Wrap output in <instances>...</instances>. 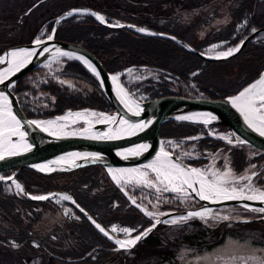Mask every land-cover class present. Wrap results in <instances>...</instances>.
Segmentation results:
<instances>
[{
	"label": "trees",
	"instance_id": "obj_1",
	"mask_svg": "<svg viewBox=\"0 0 264 264\" xmlns=\"http://www.w3.org/2000/svg\"><path fill=\"white\" fill-rule=\"evenodd\" d=\"M87 1L76 0V5L88 6ZM257 2L259 0H238L231 10L236 19L201 38L197 36L196 29L200 23L205 22L207 15L204 13L182 20L176 15L155 14L147 17H131L115 9L106 11L94 9L104 13L108 21L118 19L139 27L151 28L156 32L171 34L194 48L206 52V45L209 43L225 40L221 46L234 47L253 29L264 26V9L258 7ZM61 11L55 9V14L49 17L45 24L44 35L51 31L54 17ZM243 15L247 16L245 27L242 31L235 32L232 27H236L237 20ZM55 38L79 43L91 50L108 72H117L130 65L151 71L152 74L144 75L131 83L121 78L127 84L129 91L143 95L145 99L170 94L223 97L237 92L264 68V33L256 35L236 54L225 60L204 59L170 38L143 34L128 28H109L89 13L71 14L63 18L59 22ZM62 62L54 74L73 79L76 81L73 85L75 87L58 81L54 78V74L51 75L42 67L29 71L12 85L11 89L17 95L26 116L48 117L61 114L67 109L84 107L102 112L114 109L102 91L97 77L89 69L74 58H63ZM35 71H41L45 76L44 81L38 85L28 81L29 75ZM219 127L227 128L225 125H219ZM203 131V123L186 120L172 119L159 126L161 137L176 140ZM185 143L193 145L197 153V157L187 159L193 165H202L207 156H214L218 157V162L228 161L234 172L240 174L248 165L253 164L252 168L255 171L258 170L254 182L264 189V151L248 144L229 145L220 139L207 136L187 140ZM16 169L17 167L4 170L1 174L8 175ZM16 177L31 194L69 192L81 207L109 230L111 225L118 224L133 227L134 233H138L152 222L130 202L128 196L111 180L101 165H89L72 171L49 174L22 167L17 169ZM134 191L139 193L140 190ZM149 192L152 193L148 190L146 195L149 198L153 197ZM163 194L166 197L161 196L160 210L182 208L176 200L169 199V193ZM65 203L78 215V220H74L73 223L66 220L67 227L58 225L49 231L40 230L35 226L39 214L33 208L43 205L55 207L57 204H53L51 199L29 200L23 193L8 188L6 182L0 181V218L7 225L6 229H0V243L9 246V237L14 238L18 245L27 244L31 240L36 241L39 250L49 253L51 261L59 259L63 264H80L82 261L88 264H106L117 255L119 261L121 259L120 264H126L125 252L132 248L130 250L113 249L115 244L112 241L101 234L69 201L65 200ZM186 223L191 224L189 231H180L176 235L181 241L192 244L193 238H199L198 244H202V241L208 239L216 241L219 235H221L220 239L224 237L225 231L218 229L219 224L211 227L201 223L195 217ZM164 225L158 224L132 250L140 247L143 249L146 245L153 251L160 249L157 251L160 258H172L174 249L163 246L166 250H161L162 243L157 237L158 230L160 231ZM69 240H73L70 248L64 247L65 244L61 245ZM138 263L146 264V261Z\"/></svg>",
	"mask_w": 264,
	"mask_h": 264
},
{
	"label": "rangeland",
	"instance_id": "obj_2",
	"mask_svg": "<svg viewBox=\"0 0 264 264\" xmlns=\"http://www.w3.org/2000/svg\"><path fill=\"white\" fill-rule=\"evenodd\" d=\"M40 1L41 0H0V51L12 45L29 42L35 35L36 37H42L41 33L44 32L43 24L45 20L50 17L49 15L53 14L51 12L52 10H65L76 5V0ZM237 1L238 0H88L87 3L88 7L91 8L103 9L105 11L108 9H115L118 10L119 13L123 15L125 14V16L129 15L131 17H147L155 14H162L171 16L176 15L182 20H188L191 17H195L199 13H204L207 15V18L205 19V22L200 23L199 27L196 29L197 36L201 38L207 33L219 30L226 23L230 21L232 22L233 19H236V16L231 13V10L236 6ZM257 6L264 9V0H259V2H257ZM46 7L48 8L42 15L40 11L44 10ZM246 21L247 16L243 15L241 19L237 20L236 27H232V30L235 32L242 31L245 27ZM224 41L225 40L214 41L213 43L206 45L207 53L220 54L232 48H225L221 46ZM61 65L62 58H54L52 61L50 60L46 62L44 69L46 67H52V69L55 70ZM127 74L130 78L135 77L134 72L131 70L127 71ZM53 76L58 81L65 82L71 86L76 83L73 79L65 76H58L57 74H54ZM44 78L45 76H43V72L35 71L29 75L28 81L35 82L38 85L40 82L44 81ZM129 95L136 98L131 94ZM84 112L89 115L90 120L94 122L108 120L105 118L110 117L108 115L90 110H84ZM1 128L5 129L3 126ZM50 130L58 134H97L93 128L86 125L84 120H77L66 125L65 128H50ZM9 139L13 142V145L16 146L14 150L23 149L28 145L24 140H12L10 136ZM163 145L166 149L180 155L181 158H183V156L186 158H193L194 154L197 155L193 145H185L182 142H174L172 140L164 142ZM0 151L6 150L0 148ZM151 163H153V161L150 162V164ZM148 164L149 163H145V165ZM203 164L205 165L196 167L197 169L202 170L210 181L215 179L212 173L215 172L217 174H222L230 171V175L225 178L227 182L223 184V187H225L228 191H232L233 188H235L237 192L243 190V195H247L250 191L254 192L252 190L264 191L261 190L259 186L253 185L251 180L241 179V177L253 176V171L250 170L253 164L248 165L241 175L234 172L228 161L218 162L214 156H207L205 158V163ZM145 165L134 168H109V173L111 177L115 174L121 178L119 184L115 180L113 181L120 188L129 193L130 199L135 201L133 202L134 205H136L146 217L154 221L166 212L160 210L159 208L161 196L165 195L163 194L165 192L169 193V199H172L173 201L176 200V202L182 205V207H196L197 199L190 193L186 185L184 187L188 193L187 197L181 196L178 193L163 191L164 185H160L156 182L155 173H153L151 169L146 168ZM134 170L147 172L148 179L157 183V187L161 188V191L157 192L156 188L147 187L143 184H137V178L134 176L136 171ZM177 183H179V181H177ZM7 185L8 188L19 192L16 185L12 183H8ZM134 190L140 191L139 193H136ZM148 190L152 191V193L149 192V194L153 197L149 198L146 195ZM165 197L166 195L164 198ZM52 201L53 204H57L55 207L43 205L35 206L33 208V210L39 214V218L35 224L38 229L49 231L58 225L67 227L65 223L66 220H69L71 223H73L74 220H78V215L69 205L65 203V200H62L60 197H56ZM141 209H145L153 215H146L145 211H142ZM200 209H203V211L207 209L209 211L204 218L196 216L193 217L198 218L201 223L209 226L222 222L217 227L218 229L220 228L219 230L225 231L223 238L220 239L221 235H219L217 236L216 241L208 239L202 241V244H198V241H200L199 238H193L192 244L181 241L180 237L177 238L176 235L179 234L180 231L188 232L191 224L186 223L187 221L177 223L181 220L180 218L174 219L177 221L176 224L172 223L173 220L170 219L166 221V224L161 227L160 231L158 230L157 237L162 243L161 250H166L163 246L174 249V256L169 259L166 257L160 258L159 255H157V251L160 249L153 251L148 249V246L146 245L143 249L140 247L139 249L132 250L133 247L135 248V246H137V244H135L130 248H124L126 250H130L132 248L130 251L125 252V257L127 258L126 264H139L138 262L143 260L146 261V264H264V223H233L224 221V217L233 218L241 217L242 215H250V213L247 212L248 210H244L243 207H238L234 204L204 206L200 207ZM246 212L247 214H244ZM6 228V223L0 218V229L4 230ZM113 228L116 230L113 231ZM122 229H129V232L125 233ZM110 230L121 237L129 239L133 238L137 234L136 232L134 233L135 229L133 227L120 226L118 224L111 225ZM50 234H52V232H50ZM194 237H196V235ZM8 241L10 242L9 246H4L0 243V264H63V262L59 259L51 261L48 256L49 253L39 250L36 241L31 240L29 243L22 245H18V242L12 237H9ZM69 244L70 246H68ZM72 244L73 240H69L61 245H64L66 248H70ZM120 261L117 255L108 260L106 264H120ZM80 264L88 263H86V261H82Z\"/></svg>",
	"mask_w": 264,
	"mask_h": 264
},
{
	"label": "water",
	"instance_id": "obj_3",
	"mask_svg": "<svg viewBox=\"0 0 264 264\" xmlns=\"http://www.w3.org/2000/svg\"><path fill=\"white\" fill-rule=\"evenodd\" d=\"M82 11L88 12L92 15L95 14L93 15L95 19H97V16L100 14L95 9L86 6H78L66 9L55 18L53 29L48 36L33 38L29 42L9 46L0 53V58L3 60V62H0V76L3 74V72H7L5 75H2L3 81L0 82V94H3L7 97L12 114L16 116L17 120L20 121L19 132L24 133L23 138H21L18 133L12 135L8 129H3L0 130V139L4 134L10 133L12 140H24L28 144L27 150H25V148L15 150V155L9 154L11 151H13L10 149L7 151H0V154H3L4 156L3 159H0V172L15 167H26L32 168L33 170L42 174H49L56 171H71L88 165L96 164L102 165L104 167H131L142 165L144 163H150L155 161L157 154L160 153L162 149L160 145L162 138L159 136L158 132L159 125L167 120L179 119V117L190 115H196L200 118L181 120L203 122L204 119L214 117V119H209L207 124L226 125L233 129L238 135H240L248 144L264 150V136H261L258 131L254 130L252 127H249L248 123L245 121L244 115H242L241 112L231 103L232 98L238 96L242 91H244V89L255 83L261 77V75L264 74V69L254 80L242 87L239 91L223 97L208 98L184 95H164L153 99L137 101L138 107H132L133 111H130L129 108L121 102V99L117 94L115 83L111 79L112 74L105 69L100 59L92 51L78 43L55 38L59 21L62 18L70 15L69 13L72 14ZM98 21L101 22L100 20ZM101 23L113 29L130 28L136 31L143 29V31L139 32L171 38L183 44L188 50L205 59L224 60L229 57L227 56L217 58L219 54L213 55L201 52L173 35L156 32L146 27L139 28L135 24L129 22H108L103 19V22ZM263 31L264 26L256 28L255 31L250 32L238 43L237 46H239V50L246 42ZM49 36H51L52 39H48ZM38 39L41 41L40 44L35 43V41ZM237 46L234 48H237ZM18 48L28 49L27 51L32 52L33 55L28 58L24 66L18 71L15 69L9 71L10 65L8 61L11 59V57L8 54L14 49ZM44 49H47V51H44ZM57 49H59L60 52L71 53V57L74 58L83 57L84 60H87L90 64H92V66L96 69V72L99 73V76L96 74L95 75L99 80L100 87L114 107L113 111L101 113L110 117H115L116 119L104 120L91 124L89 127L93 128L97 134H57L49 131L41 124L40 126H37L35 123H30L32 121L38 122L44 118L27 117L20 107L15 93L11 89V86L28 71L40 66L47 60L61 57V55H59L57 52ZM238 51H235L232 55L236 54ZM78 60H80L89 69L83 60ZM135 111H138L139 114H134ZM121 119L127 121V123L121 124ZM137 124L144 125V127H129V125ZM144 145H147V148H143L142 146ZM163 151L169 153L171 160L179 163L186 170L193 168L189 163L185 162L172 152L165 150ZM41 168H44V170L41 171ZM16 171L17 170H15V172L9 176H4L3 179H0V181L19 184L20 191L29 200H37L32 198L35 196H46L48 197L47 199H53L56 196L67 195L71 197L69 201L72 205H74L80 211L83 209L81 213L96 229H98L95 226L96 224H99L102 228H104L84 208H82L68 192L54 191L41 195L28 193L23 183L16 178ZM194 187L197 190L199 189V185L197 184H195ZM189 191L198 201L202 202L200 206L195 208L167 211L159 218L154 220L151 225L130 239L111 234L104 228L105 231L108 232L107 237H111L109 239L115 243L117 240H131L135 239L137 236H140L141 238L139 240H141L147 234H149L157 224L165 222L169 219L185 217L188 215V213L204 206H220L225 204L241 205L244 207L253 208V210L261 213L262 215L257 218L232 220L249 221L255 219H264V212L258 211V209L264 208V202H261L260 200H247L241 198L231 200L223 198H210L208 200H201L196 192H193L191 189H189ZM117 245L118 248H130L133 246L121 247L119 244Z\"/></svg>",
	"mask_w": 264,
	"mask_h": 264
},
{
	"label": "snow or ice",
	"instance_id": "obj_4",
	"mask_svg": "<svg viewBox=\"0 0 264 264\" xmlns=\"http://www.w3.org/2000/svg\"><path fill=\"white\" fill-rule=\"evenodd\" d=\"M71 14V13H69ZM95 15V14H93ZM97 19L103 22V17L97 16ZM139 31H143V29H139ZM255 31V30H253ZM48 39H52L51 36L48 37ZM36 44H40L41 41L38 39L35 41ZM239 50V46L237 48L229 49L227 52H222L219 54L217 58L220 57H227L231 56L235 51ZM44 51H47V49H44ZM57 52L61 56H69L71 57L72 54L68 52H60L59 49H57ZM11 59L8 61L9 65L11 66L9 70L15 69L19 70L21 67L24 66L26 61L30 56L33 55L32 52L26 51V50H19V51H12L8 54ZM76 59H81L83 62L89 67V69L99 76V73L96 72V69L90 64L87 60H84L83 57H76ZM0 62H3L2 58H0ZM111 79L113 82H116L118 77L112 76ZM3 81V77L0 76V82ZM117 92L118 95L121 96V102L125 104L126 107L129 108L130 111H133L129 101L125 98L126 94L124 93V89L121 88L119 85H117ZM231 103L234 107H236L242 115H244L245 121L248 123L249 127H252L254 130L258 131L261 136H264V74L261 75L259 80H257L255 83L250 85L248 88L244 89L238 96L231 99ZM138 107V106H137ZM134 114L138 115L139 112L135 111ZM194 117L191 116H185V117H179V119H193ZM105 119L108 120H115V117H106ZM209 119H214V117H209L207 119H204V123L207 124L209 122ZM30 123H35L37 126H40L42 122H36L32 121ZM49 124L52 122L49 121ZM121 124H126L127 121L121 119ZM19 125L20 121L17 120L16 116H14L11 112L9 102L6 96L3 94H0V126H3L9 130V132L12 135L19 134L21 138H23L24 133L19 132ZM129 127L134 128H142L144 125H129ZM111 138V137H110ZM231 142V141H229ZM8 141L5 139L3 141H0V146H3L4 144H7ZM13 151H11L9 154L15 155V145L11 146ZM143 148H147V145L142 146ZM7 151V149H5ZM25 150H27V146H25ZM3 154H0V159H3ZM146 168L151 169L153 173H155L156 182H158L160 185H164L163 191H170L174 193H178L181 196L187 197L188 193L185 189V185L187 186V189H191L193 192H196V194L200 197L201 200H208L212 197L216 198H223V199H247V200H260L261 202H264V191H258L257 194L244 196L243 190L240 192H237L235 188L232 189L231 192H229L225 187H223V184L226 183V177L230 175V171L224 172L222 174L212 173V175L215 177V179L211 182L207 181L204 178V173L201 172L200 169L197 168H190L185 170L179 163H174L169 153L164 152L163 149H161V152L157 154V157L153 163L145 165ZM44 168H41V171H43ZM138 172V177L136 180L137 184H143L147 187H153L156 188L157 192L161 191V188L157 187V183H154L152 180L148 179V173L147 172H139V170H134ZM111 172V170H110ZM255 175V173H253ZM113 180H115L118 184L120 183V177L113 174L112 176ZM0 179H3V177H0ZM241 179H248L251 180V177H241ZM179 181V183H177ZM199 184V189L197 190L194 185ZM17 189L20 188V185H16ZM254 193L257 192V190H252ZM33 199L37 200H44L48 197L46 196H35L32 197ZM62 200H69L71 197L64 195L60 197ZM135 202V201H133ZM142 211H145L146 215H153L150 212H147L145 209H141ZM83 211V209H81ZM209 210L205 209L204 212H190L187 216L181 217V220H187L190 217L196 216L204 218ZM260 212H264V208L258 209ZM224 219H227V217H224ZM159 222V221H158ZM176 220H173L172 223H176ZM95 223V222H94ZM104 235L108 236V232L105 231L104 228H102L99 224L95 225ZM116 229L113 228V231ZM125 233L129 232V229H122ZM150 231V229H149ZM111 238V237H109ZM141 237L137 236L135 239L121 241L117 240L116 243L119 244L121 247H130L134 245Z\"/></svg>",
	"mask_w": 264,
	"mask_h": 264
},
{
	"label": "bare ground",
	"instance_id": "obj_5",
	"mask_svg": "<svg viewBox=\"0 0 264 264\" xmlns=\"http://www.w3.org/2000/svg\"><path fill=\"white\" fill-rule=\"evenodd\" d=\"M98 16H101V17H103L102 15H98ZM19 50H28V49H25V48H23V49H21V48H18V49H14L13 51H19ZM52 61V60H51ZM9 67H11V66H9ZM10 71V70H9ZM7 72H3V74L2 75H5ZM1 75V76H2ZM259 80V79H258ZM115 83V87H116V89H117V85H119L121 88H123L124 89V93L126 94V96H125V98L129 101V103H130V105H131V107H136V103H135V101L130 97V95L128 94V92L126 91V89L121 85V83L117 80L116 82H114ZM117 94H118V92H117ZM119 97H120V99H121V96L120 95H118ZM261 114H263V113H261ZM191 117H194V119L195 118H200V117H198V116H196V115H190ZM77 120H84V121H86V123H87V126L89 125H91V124H93L94 123V121H91L90 120V118H89V115H87L83 110H80V111H75V112H66L65 114H63V115H60V116H56V117H52V118H46V119H43V120H39L38 122H42L41 123V125L43 126V127H45V128H47V129H50V128H65V126L66 125H68V124H71V123H73V122H75V121H77ZM49 121H51L52 123L51 124H49L48 122ZM2 127V126H1ZM0 127V130H2V128ZM67 128V127H66ZM60 134V133H59ZM8 135V136H7ZM9 135H10V133L9 134H4L3 136H2V138L0 139V141H3V140H7L8 141V143L7 144H4L3 146H0V148H3V149H12V145H13V142L9 139ZM174 162V161H173ZM174 163H176V162H174ZM150 164V163H149ZM129 167V166H128ZM182 167V166H181ZM130 168V167H129ZM132 168V167H131ZM134 168V167H133ZM184 168V167H183ZM185 169V168H184ZM112 170V169H111ZM123 170V169H122ZM121 170V171H122ZM186 170V169H185ZM117 172V171H116ZM141 172V171H140ZM201 172L202 173H204L202 170H201ZM115 173V172H114ZM117 174V173H116ZM134 176L137 178L138 177V172H136L135 174H134ZM204 178L207 180V181H209V182H211L208 178H207V175L204 173ZM229 192H231V191H229ZM251 192V191H250ZM248 193L247 195H244V196H249V195H253V194H257L258 193V191L256 192V193H254V192H251V193ZM208 208V207H207ZM203 211V209H197V210H195V211H193V212H202ZM204 212V211H203Z\"/></svg>",
	"mask_w": 264,
	"mask_h": 264
}]
</instances>
